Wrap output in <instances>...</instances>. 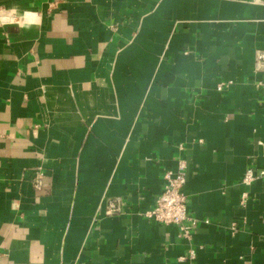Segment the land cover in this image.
<instances>
[{
	"label": "crops",
	"instance_id": "0c3cea01",
	"mask_svg": "<svg viewBox=\"0 0 264 264\" xmlns=\"http://www.w3.org/2000/svg\"><path fill=\"white\" fill-rule=\"evenodd\" d=\"M258 51L264 0H0V264H264ZM181 160L192 242L142 215Z\"/></svg>",
	"mask_w": 264,
	"mask_h": 264
},
{
	"label": "built area",
	"instance_id": "2783aa9c",
	"mask_svg": "<svg viewBox=\"0 0 264 264\" xmlns=\"http://www.w3.org/2000/svg\"><path fill=\"white\" fill-rule=\"evenodd\" d=\"M13 19H11V22ZM256 72L264 75V51H258L255 61ZM233 82L222 83L218 86V91L222 92L230 88ZM256 86L264 92V79ZM164 189L156 199L154 205L143 212V217L150 221H155L165 226H176L179 229L180 237L188 242H192L193 233L198 225V221L191 215L189 209V198L184 192L186 185V164L183 160L179 162L177 171L166 170L163 175ZM258 181H264V170L248 168L241 180L242 192L239 199V207L246 210L250 200L248 189ZM35 187L40 189L42 182H35ZM120 200L112 201L108 204L106 213L109 216L121 214ZM208 223V222H206ZM232 232L238 231V226L234 224ZM196 252L191 250L188 257H182L179 262L195 261Z\"/></svg>",
	"mask_w": 264,
	"mask_h": 264
}]
</instances>
